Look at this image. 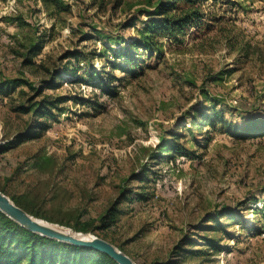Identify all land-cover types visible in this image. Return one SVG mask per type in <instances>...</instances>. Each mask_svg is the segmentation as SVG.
<instances>
[{
    "label": "rangeland",
    "instance_id": "1",
    "mask_svg": "<svg viewBox=\"0 0 264 264\" xmlns=\"http://www.w3.org/2000/svg\"><path fill=\"white\" fill-rule=\"evenodd\" d=\"M153 1L0 0V80L19 76L36 86L52 68L65 69L42 90L63 95L60 108L37 136L0 152L1 191L70 231L97 223L122 188L142 191L135 206L118 203L123 211L102 234L134 262L160 264L175 257L181 236L199 242L206 233L220 250L181 264H264V209L254 211L264 196V133L240 137L231 125L189 122L212 105L230 123L264 117V0H199L200 26L190 24L180 40L162 36L159 54L139 47L133 72L110 68L125 61L98 55L103 40L115 47L113 40L137 36ZM31 42L37 49L23 61ZM74 49L76 57L64 56ZM85 68L94 70L90 78ZM34 92L26 84L0 90V143L26 128L29 113L15 106ZM170 129L192 157L154 155ZM223 207L233 215L217 216L224 231L203 229Z\"/></svg>",
    "mask_w": 264,
    "mask_h": 264
},
{
    "label": "trees",
    "instance_id": "2",
    "mask_svg": "<svg viewBox=\"0 0 264 264\" xmlns=\"http://www.w3.org/2000/svg\"><path fill=\"white\" fill-rule=\"evenodd\" d=\"M44 2L46 0H43ZM56 1V0H53ZM149 1V0H148ZM199 0H154L148 3L146 11V18L141 22L137 28V36L121 38L120 40H113L115 47L110 44H104L103 40V52H99L98 55L104 56L105 51H111L115 56H122L125 62H110V68H119L120 70L133 72L132 66H134V60L140 57V53L136 52L139 47L148 50L146 54L156 51L160 53V46L162 36H167L172 40H180L179 35L182 34L186 27L190 24L194 26H200V20L198 17L201 15L199 11ZM107 36H104L106 38ZM113 39H116L114 37ZM37 45L33 42L28 45L26 52H24L25 58L23 61H30V55L35 53ZM87 54V53H86ZM135 54V57L132 55ZM144 54V55H146ZM78 55V50H68L64 52V56ZM128 63V64H127ZM77 64L71 67L72 73L77 69ZM65 69L50 70L48 78L40 79L39 83L35 86L29 80L24 77L14 76L0 80V90L8 92L20 84H26L30 88L34 89V95L27 98L26 103L20 102L16 104V109L21 112L29 113L30 122L26 125V128L20 132H16L10 139H6L0 143V152L4 151L8 147L22 141L23 139L32 138L37 136L38 133L35 130L36 127L42 128L45 126V120L53 115L55 109H59L58 102L64 99L63 95L51 96L49 93H42L43 88L55 86V79ZM94 70L85 68L83 73L88 78L91 77ZM108 81L114 78L111 72H105ZM73 76V75H72ZM78 76H74L77 79ZM36 95H40L35 97ZM257 123L256 126L250 129L247 122ZM190 124L208 123L211 126H215L216 123H221L228 127L231 125L230 130L233 135L236 136H253L264 133V117L262 114L252 115L251 117H245L239 123H230L224 116L221 108L216 105L209 107V111L203 109L200 111V115L197 119L192 117L189 120ZM168 137H161L158 143L157 149L161 152H155L154 155L162 156L167 160L173 159L175 155L183 154L192 157L191 152L185 150V148L177 142L178 134L173 129L168 130ZM208 137V136H207ZM206 139V136L203 138ZM141 173L136 172V178L140 181L146 180L147 177ZM0 190H2L0 188ZM11 200L31 214H37L33 211L24 200H20L17 197L9 196ZM145 193L142 191H130L129 189L122 188L116 198L105 208L104 212L98 216L97 223H93L92 219L85 220L84 222L77 224H69L70 228L75 231L89 232L95 231V234L100 237L104 236L103 231L111 226L115 220L116 215L121 211L118 203L125 201L128 208L131 204L135 206V203L139 199H143ZM260 205L255 207V210L264 209V196L259 198ZM133 206V209H134ZM229 208H219L213 214L208 216V219L214 221L210 224H204L203 229L210 231H220L224 228L218 222L217 216L220 214L226 215V219L233 217L232 214L227 212ZM123 211V210H122ZM121 211V212H122ZM264 213V212H263ZM264 215V214H263ZM63 223V222H61ZM60 223V224H61ZM66 223H63L64 225ZM66 226V225H65ZM68 226V227H69ZM202 228V227H200ZM199 242L194 240L189 235H183L174 243L170 252L175 257H170L160 264H181L185 257H202L203 255H210L213 251L220 250L221 246L218 239L212 235L206 233L199 234ZM111 243L113 242L110 239ZM116 245V243L113 242ZM119 249L124 251L120 245H116ZM135 264H157L156 260H150L145 263L141 260L135 261ZM0 264H118L107 253L88 246L73 244L63 240H58L53 237H49L43 234H39L32 231L25 226L19 224L3 211L0 210Z\"/></svg>",
    "mask_w": 264,
    "mask_h": 264
},
{
    "label": "water",
    "instance_id": "3",
    "mask_svg": "<svg viewBox=\"0 0 264 264\" xmlns=\"http://www.w3.org/2000/svg\"><path fill=\"white\" fill-rule=\"evenodd\" d=\"M0 210L19 224L39 234H43L73 244L88 246L101 250L110 255L113 259H115L118 264H135V262L131 259L129 255H127L109 240L91 234L90 232L85 235L82 233L77 234V231H68L56 228L50 225L48 222L42 221L37 216L27 212L26 210L15 204L11 200V198L5 193H3L1 190Z\"/></svg>",
    "mask_w": 264,
    "mask_h": 264
},
{
    "label": "bare ground",
    "instance_id": "4",
    "mask_svg": "<svg viewBox=\"0 0 264 264\" xmlns=\"http://www.w3.org/2000/svg\"><path fill=\"white\" fill-rule=\"evenodd\" d=\"M50 224V223H49ZM52 226H54V227H56V228H60V229H64V230H67V229H65V228H61V227H58V226H55V225H52ZM68 231H70V230H68ZM79 232V231H78Z\"/></svg>",
    "mask_w": 264,
    "mask_h": 264
}]
</instances>
